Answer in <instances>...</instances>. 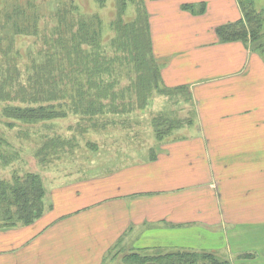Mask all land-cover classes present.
<instances>
[{"label":"crops","instance_id":"crops-1","mask_svg":"<svg viewBox=\"0 0 264 264\" xmlns=\"http://www.w3.org/2000/svg\"><path fill=\"white\" fill-rule=\"evenodd\" d=\"M145 3L152 54L166 62L162 86L189 90L192 127L173 130L174 139H155L142 164H112L110 172L91 177L54 173L48 189L38 175L42 216L0 229V264H103L120 245L213 256L218 250L223 264H255L257 257L264 264L255 254L264 250V219L248 204L264 201V61L254 49L220 43L216 35L243 19L239 4ZM231 169L256 174L245 178ZM239 254L245 257L234 260Z\"/></svg>","mask_w":264,"mask_h":264},{"label":"rangeland","instance_id":"rangeland-1","mask_svg":"<svg viewBox=\"0 0 264 264\" xmlns=\"http://www.w3.org/2000/svg\"><path fill=\"white\" fill-rule=\"evenodd\" d=\"M29 1L35 5L34 13L38 15L37 36H12V23L5 24L4 17L10 15L14 8H25ZM237 3L244 19V10L248 12V0H237ZM252 3L255 11L262 13L261 31L252 34L249 32L246 40L230 43H241L254 49L264 61V0H252ZM68 7L75 10L68 19L72 24H76L78 20L90 22L94 17L100 24L96 28L100 35L97 52L90 51V47L86 50L91 56L97 53L105 61L97 70L88 68L86 73L78 77L86 94L80 98L84 100V104L87 103V98L92 100L99 93L106 94V97L101 96L99 100L101 108L96 107L100 115L93 117H82L79 113L78 108L85 107L84 104L76 105L79 99L73 89L77 83L67 74L70 68H60L63 69L61 81V71L58 68H48L50 74L46 76L50 79L47 83L43 81L44 75L39 68L41 64L47 63L46 55L56 54V58L53 57L56 62L61 56L59 48L52 44L54 39L57 40L53 36L57 24L54 15L60 9ZM120 10L123 24L135 21L138 15L140 19L146 14L147 20L149 19L145 0H0V179L11 180L36 173L45 180L44 187L48 189L46 179L54 173L60 177L66 173L91 177L110 172L112 164L121 167L133 163L142 164L149 161L155 147L157 126L163 133L177 121L192 120L194 105L191 103L189 90L185 88L171 89L168 92L169 89L159 84L146 99L145 106L141 109L137 106L138 100L131 84L135 78L133 65L124 61L122 53L113 42L117 38L113 25ZM26 14L31 16L32 12L27 11ZM63 36L68 38L66 34ZM49 45L51 47L48 48ZM164 63L163 59L156 60L159 76L160 67ZM34 94L42 104L54 109V118L30 122L14 117L16 114L12 109L26 106L20 100L22 96ZM192 123L174 130L192 127ZM165 138L174 139L173 132ZM230 171L235 176L242 172L245 178L250 173L256 174V170ZM262 176L264 178V173ZM68 177L71 178L72 175ZM251 179L254 181V178ZM217 182L221 183L222 188V182ZM250 183L252 181L248 184ZM251 203L256 204L254 208L262 213L264 219V201L248 202ZM250 212L255 213V210ZM248 220L254 218L248 217ZM120 247L108 252L103 264L121 263V258L128 254L129 249ZM258 251L255 254L264 259V250ZM173 252L176 250H153L139 254L152 256ZM239 255L234 260L245 257L244 254ZM215 257L217 261H222L225 255L223 251L217 250ZM260 260L257 257L255 264Z\"/></svg>","mask_w":264,"mask_h":264},{"label":"trees","instance_id":"trees-1","mask_svg":"<svg viewBox=\"0 0 264 264\" xmlns=\"http://www.w3.org/2000/svg\"><path fill=\"white\" fill-rule=\"evenodd\" d=\"M30 3L29 1L25 8H14L10 15L8 14L4 17L5 24L12 23V36H37L36 17L38 15L34 13L36 10L35 5ZM27 11H31L32 15H27ZM74 11L71 7L62 8L54 15V20L57 24L56 28H54L56 32L53 33V36L57 37V40L54 39L52 44L53 47L59 48L61 56L56 62L53 59V57L56 58V54L49 56L46 55L49 52L47 51L44 54L47 57V63L38 66L43 72L44 76L42 79L45 83L50 79L49 76H46L50 74L48 68H58L61 71L59 73L60 81L63 77V69L60 68H70V72L67 74L69 77H73L74 83H77L73 91L79 99L76 105L81 106L84 104V100L80 98L86 96V94L81 88L78 77L86 73L88 68H93V71L97 70L105 60L99 58L97 53L91 56L88 49L86 50L89 47L90 51L97 52L98 50L97 43L100 35L96 28L100 25L99 21L94 17L90 22L78 20L76 24H72L68 19L72 17ZM244 11L246 12L244 19L216 29L218 40L223 43L240 42L241 39L246 40L249 32L252 34L261 31L262 13L255 11L252 0H248V12ZM121 15L122 10L119 11L118 19L113 25V29L117 34V38L113 42L120 54L122 53L124 61L133 65L135 78L131 84L138 100L137 106L141 109L145 106V101L152 91L157 89L159 84L162 85V83L156 60L152 54L150 29L146 14L142 17L143 19L141 17L139 19L138 15L135 21L127 24L121 22ZM63 34L68 35V38H65ZM64 38L66 39L65 42ZM50 45L48 48L51 47ZM93 73L96 74V72ZM101 96L106 97V94L99 93L92 97V100L87 98V103L84 104L85 108H78L80 115L82 117L100 115L96 107L101 108V103L99 102L102 98ZM20 100L26 103V106L12 109L16 114L14 117L18 120L42 122L49 121L55 117L53 114L54 109L42 104L36 94L31 96L23 95ZM191 122L192 120L190 119L177 121L173 127H169L168 131L163 133L157 126L156 139L163 140L174 129L182 127L184 124L190 125ZM43 196L44 191L38 175L26 174L11 180H0V229L29 226L38 220L43 213ZM153 250L158 251L159 249L127 250L128 254L121 258V263L119 264H223L211 254L184 249H178L173 253L152 256H141L139 254V252Z\"/></svg>","mask_w":264,"mask_h":264}]
</instances>
